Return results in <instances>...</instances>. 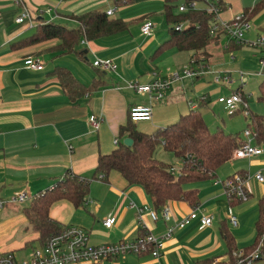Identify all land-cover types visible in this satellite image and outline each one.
Returning <instances> with one entry per match:
<instances>
[{
    "label": "crops",
    "instance_id": "0c3cea01",
    "mask_svg": "<svg viewBox=\"0 0 264 264\" xmlns=\"http://www.w3.org/2000/svg\"><path fill=\"white\" fill-rule=\"evenodd\" d=\"M234 1L237 4L224 1L227 9L221 12V17L231 19L246 8H254L261 0ZM49 8H54L51 15L45 13ZM109 9L115 11L112 19L120 18L129 24L128 31L95 41H82L79 53H40L53 44L22 50L12 47L33 35L42 22L77 26L72 17L89 11L104 13ZM25 10L29 11L31 21L18 24L16 19ZM163 11L164 0H0V201L6 202L0 209V212L6 211L0 215V254L14 253L26 259L33 248L39 246L38 236L28 228L22 209L18 208V203L12 202L13 197L18 193L33 197L44 192L68 171L82 178H91L99 157L115 150L118 147L116 141L129 138L120 137V130L128 123L129 110L133 106L152 107V121L135 123L138 130L151 133L191 111L206 109L211 98L218 104V97L229 96L238 89L246 94L245 88L251 84L252 77L259 79L260 53L248 46L227 53L228 39L225 38L221 44L207 48L210 55L207 67L212 73L229 74V84L216 85L213 76L207 75L172 84L162 100L137 94L129 88L130 83L148 85L156 78L169 80L170 75L180 72L193 56V53L177 50L156 55L157 49L169 37L167 24V37L156 32L154 17H164ZM146 20L155 26L152 37H145L141 32ZM251 21L254 28L246 34V39L252 42L264 37V10ZM28 57H40L44 69H26L24 62ZM96 60H112L116 69L95 68L93 63ZM169 60L172 65L167 64ZM57 68L68 70L87 88L93 83H100V86L81 99L71 101L54 74ZM241 74L246 78L244 85L240 81ZM262 106L254 103L252 110L249 105L250 112L262 116ZM219 107L224 113L223 106ZM93 116L103 119L97 132L88 126ZM224 116L227 117L225 113ZM228 126L229 123L222 130L226 132ZM257 147L262 149L261 155L229 161L218 170L215 179L188 186V190L197 192L196 208L186 202H169L166 206L171 214L169 223L152 221L147 211L139 214L140 209L153 208L149 196L141 186L128 185L117 172H111L105 182H92L83 206L76 208L67 201H60L50 208V217L62 226L85 229L91 243L97 246L134 240L142 233L161 238L169 227H176L172 237L165 240L159 258L132 254L102 264H197L212 258L225 261L226 244L221 235L223 224L235 238L240 251L256 239L255 223L264 201V183L254 178L258 173L264 176V146ZM158 160L165 162L161 158ZM181 165L180 161L178 172ZM238 174L246 176L245 187L250 196L231 206L224 182ZM230 209L237 218L236 227L229 223ZM194 210L212 217V225L201 229L197 222H192L183 229L178 228V223ZM109 216L116 219L111 229L104 226Z\"/></svg>",
    "mask_w": 264,
    "mask_h": 264
},
{
    "label": "trees",
    "instance_id": "16d2710c",
    "mask_svg": "<svg viewBox=\"0 0 264 264\" xmlns=\"http://www.w3.org/2000/svg\"><path fill=\"white\" fill-rule=\"evenodd\" d=\"M215 1L184 0L183 5L188 9L182 12L180 11L182 5L177 6L176 0H164L163 16L169 26V37L157 49L156 55L168 50L193 53L186 66L191 68L203 66L208 69L210 55L206 52L207 48L221 44L227 35L222 27L213 33L216 15L209 13V8L218 7L222 13L227 9L223 0ZM192 2L196 3L197 9L189 7ZM262 10L264 0L257 3L254 8H246L243 14L248 20H252ZM72 19L77 23L76 27L53 21L42 22L33 35L14 43L12 47L15 50H22L53 44L40 53H79L78 47L82 41L90 42L112 37L128 31L129 28V24L120 18L112 19L102 11H89ZM179 27L181 28L178 29ZM242 48L243 45L228 40L226 51L233 53ZM54 74L71 101L81 99L100 86V83H93L87 88L64 68H57ZM258 102L264 103V79L259 84ZM247 120V129L252 131L256 145L264 146V116L251 112ZM124 136L132 139L133 145L127 147L120 140L115 150L99 157L91 178H82L68 171L64 177L54 181L52 187L31 197L30 204L22 209V213L27 219L28 228L38 236L39 246L65 227L50 217L52 205L67 201L76 208L83 206L92 182L100 181V176L103 177L101 181H107L111 172L119 173L128 185L141 186L156 211L166 207L169 202H186L196 208L197 192L188 190L187 187L215 179L218 170L232 160L234 151L244 143V139L239 135L226 134L222 129L213 132L198 111H191L190 114L151 133L139 131L135 123L129 119L126 126L120 130V137ZM159 147L181 161L178 175L170 171L172 165L156 158ZM229 202L231 206L241 203L237 199H229ZM255 230L254 243L240 251L235 238L223 224L221 235L226 244L224 256L226 260L219 262L212 258L197 264H247V258L257 251L262 256L257 262L264 263V201L260 205ZM146 235L148 234H140L142 237ZM30 245L31 243L28 246Z\"/></svg>",
    "mask_w": 264,
    "mask_h": 264
},
{
    "label": "built area",
    "instance_id": "2783aa9c",
    "mask_svg": "<svg viewBox=\"0 0 264 264\" xmlns=\"http://www.w3.org/2000/svg\"><path fill=\"white\" fill-rule=\"evenodd\" d=\"M214 1L215 0H210ZM189 7L197 9L196 3L192 2ZM188 9L187 6L182 5L180 11L184 12ZM54 8H49L45 13L51 15ZM209 13H214L215 23L213 26V33L219 30L221 27L226 31V38L228 40L236 41L237 43L248 46L255 49L260 53V69L257 75L264 77V37L260 36L254 41H248L246 34L250 32L254 25L251 20H248L245 14H240L231 19H225L221 17V11L218 7H210ZM114 10H107L104 12L109 17L114 15ZM31 21V15L28 10H25L17 19L18 24H23L25 21ZM154 24L146 20L142 27L141 32L145 37H152L154 35ZM179 27L178 29H180ZM25 68L32 71H42L45 67L43 60L40 57H29L24 62ZM95 68L104 71H113L116 69V63L114 61L96 60L93 63ZM212 75L213 83L216 85L229 84L231 77L229 74L212 73L209 72L206 67L198 66L191 68L185 66L181 73L175 72L170 75V79L163 81L156 78L152 83L148 85H139L136 83H130L129 88L134 90L139 95H149L154 100H162L164 98L165 91L174 83L181 81L182 79H198L203 76ZM241 84L244 85L246 78L244 75H240ZM218 104H222L225 115L232 117L237 113L242 112L246 119L250 117V108L246 94L242 89H238L229 96H221L217 99ZM153 110L150 106H133L129 110V119L133 123L150 122L152 121ZM103 122L102 117L93 116L88 122V126L94 132L100 129ZM244 143L237 148L232 156V160L246 159L253 156H259L263 153L262 149L258 148L252 131L246 129L243 132ZM119 142L116 141V144ZM231 160V161H232ZM170 171L178 175L180 173L172 167ZM103 177L100 176V180ZM254 178L261 184L264 183V176L258 173ZM246 176L235 175L224 182L226 194L229 199H237L243 202L249 198V193L246 190L245 182ZM28 195L26 193H18L15 198L12 199L13 203L24 202L27 200ZM6 204L5 201H0V209ZM147 211L152 221L163 220L166 223L171 221V214L167 207H164L160 211H156L153 208L145 207L140 209L138 213ZM229 223L231 226L236 227L238 224L237 218L230 209L228 212ZM116 219L109 216L104 222V226L107 229H111L115 224ZM192 222H197L201 229L210 227L213 222L212 217L199 214L194 210L192 213L180 221L177 225L178 228H185ZM176 227H169L164 237L158 238L153 235H146L144 237L139 236L134 240H124L113 245H93L89 233L76 226H65L56 234L48 238L41 246L33 248L30 255L26 259L17 257L14 253H6L0 255V264H102L112 258L125 257L127 255H150L153 258H159L162 254L165 240L170 239ZM262 256L257 251L247 258V264H260L258 259Z\"/></svg>",
    "mask_w": 264,
    "mask_h": 264
},
{
    "label": "rangeland",
    "instance_id": "374dc122",
    "mask_svg": "<svg viewBox=\"0 0 264 264\" xmlns=\"http://www.w3.org/2000/svg\"><path fill=\"white\" fill-rule=\"evenodd\" d=\"M224 1L226 3L232 4V5L237 4L234 0H224ZM176 4H177V6L183 5L184 0H176ZM176 12H177V9H176ZM141 14L146 16L145 13H141ZM144 16H142V17H144ZM154 22L156 24V32L158 34H164L167 37V27H166L164 17H162L161 15H155ZM67 26L76 27L75 24H73V25L68 24ZM167 64L172 65V60L167 61ZM263 79L264 78L262 76H259V79L256 77H252V81H250L251 84L248 86L246 85L247 86L245 88L246 97L248 99V103H249L250 107L252 108V110H253L254 103L259 104V106H261V107H263L262 105H264V103L258 102L259 84L263 81ZM251 94H253V96ZM213 100H214V98H211V101L209 102V106L206 109L197 110L202 115L203 114L205 115V112H206V114H207V116L205 115L206 122L208 123L210 129L214 132L218 129H222L225 125H227V123H229L230 126L227 127L228 129H226V132L224 131L226 134L233 133L234 135L236 134V136L237 135H240V136L243 135V132L247 129V122H248V120L245 119L246 117L244 116V114L242 112H240V113L235 114L232 117H228L227 115H226L227 117H225V116L223 117L224 113H223L222 109L219 107V106L222 107V104H215V101H213ZM215 105H219V106L216 107ZM253 113L257 114V113H255V111H253ZM262 116H264V115H262ZM141 132H143V131H141ZM160 151H162V152L160 153ZM158 152H159V154H158ZM156 157L158 159L161 158L165 162L173 165V167H175L177 170L176 172H178V170L180 168V161L177 158H175L172 154L166 153L162 147L158 148V150L156 152ZM13 198H15V197H13ZM30 201H31V197L28 198L27 200H25L24 202H17L18 208L23 209L24 207H27L30 204ZM14 204H16V203H14ZM5 213H6V211H1L0 215L3 216ZM1 239L2 238L0 237V240Z\"/></svg>",
    "mask_w": 264,
    "mask_h": 264
},
{
    "label": "water",
    "instance_id": "95a60500",
    "mask_svg": "<svg viewBox=\"0 0 264 264\" xmlns=\"http://www.w3.org/2000/svg\"><path fill=\"white\" fill-rule=\"evenodd\" d=\"M124 145H126L127 147H131L133 145V140L130 138H127L123 141Z\"/></svg>",
    "mask_w": 264,
    "mask_h": 264
}]
</instances>
